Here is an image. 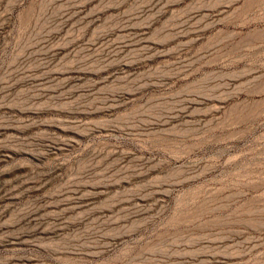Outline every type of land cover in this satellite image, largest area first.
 I'll use <instances>...</instances> for the list:
<instances>
[{
    "label": "rangeland",
    "instance_id": "374dc122",
    "mask_svg": "<svg viewBox=\"0 0 264 264\" xmlns=\"http://www.w3.org/2000/svg\"><path fill=\"white\" fill-rule=\"evenodd\" d=\"M0 264H264V0H0Z\"/></svg>",
    "mask_w": 264,
    "mask_h": 264
}]
</instances>
